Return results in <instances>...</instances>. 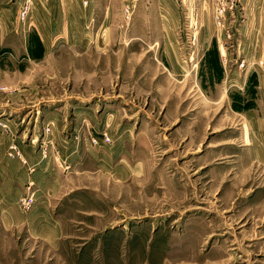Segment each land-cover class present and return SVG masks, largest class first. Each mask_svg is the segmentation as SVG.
<instances>
[{"label":"rangeland","instance_id":"obj_1","mask_svg":"<svg viewBox=\"0 0 264 264\" xmlns=\"http://www.w3.org/2000/svg\"><path fill=\"white\" fill-rule=\"evenodd\" d=\"M0 5L18 209L44 169L19 144L76 185L51 198L54 240L14 228L0 264H264V0Z\"/></svg>","mask_w":264,"mask_h":264},{"label":"crops","instance_id":"obj_2","mask_svg":"<svg viewBox=\"0 0 264 264\" xmlns=\"http://www.w3.org/2000/svg\"><path fill=\"white\" fill-rule=\"evenodd\" d=\"M0 24L2 25V23ZM2 29L3 27H0V32ZM41 42L43 44V40H41ZM250 115L251 114H249V116ZM9 124L11 127L12 123L9 122ZM9 134L10 135L6 134L5 136L0 133V256L4 252H7L5 248L7 247V242H11L12 236L9 237V235L14 228L17 229L25 226L28 231L29 228H34L38 232L39 230L44 229L43 225L45 224L46 227L50 228L49 232H47V237L54 240V234H59L63 229V226L60 225L58 219L51 218L50 220L45 217L50 214L49 207L51 198L55 197L60 199L61 196L69 194L76 189V185L71 181V176H74V173L71 174L68 171L61 169L59 171L52 165V169H50L51 174H48L47 176L45 175L44 178H41V173L44 172L45 166H49L48 159L42 158L43 156H41V153H35L33 149L34 144L25 145L18 143L26 157L29 160L33 159L32 163L39 159H43V163H40L44 165V169L41 167L37 168L38 170L34 174L35 178L33 177V179L38 181L37 187L39 188L38 192L35 194V209L30 212V214L21 213L22 211H19L17 206L18 198L21 196L25 184L30 179V173L27 166H25L20 160V157H13L12 155L7 154V150H9L8 144L13 141L12 137H14L13 132H10ZM3 136H5L4 139ZM61 158L63 159L65 157L62 156ZM50 190L52 192H50ZM37 217L40 219L45 218L44 220L47 221L40 220V222L36 220L33 222L32 220H35ZM48 221L50 222L48 223ZM43 222L45 223L43 224Z\"/></svg>","mask_w":264,"mask_h":264},{"label":"built area","instance_id":"obj_3","mask_svg":"<svg viewBox=\"0 0 264 264\" xmlns=\"http://www.w3.org/2000/svg\"><path fill=\"white\" fill-rule=\"evenodd\" d=\"M0 9H1V7H0ZM1 14H2V11L0 10V17H1ZM23 18H25V12L22 14V19ZM6 89L7 88L0 87V94H1L2 90H6ZM8 130H9V123L4 121V120H2V119H0V132H6ZM48 131H50V128L46 129V133ZM93 141H94L95 144L101 145V143H105V144L109 145L112 142V136H109V135L105 134V137H103V135H102L101 139H98V143H97V139L96 138ZM11 149H12V151L9 150V152H10L9 155L13 156L14 155L13 152L17 153V151L15 150V148L13 146L11 147Z\"/></svg>","mask_w":264,"mask_h":264},{"label":"bare ground","instance_id":"obj_4","mask_svg":"<svg viewBox=\"0 0 264 264\" xmlns=\"http://www.w3.org/2000/svg\"><path fill=\"white\" fill-rule=\"evenodd\" d=\"M4 119V118H3Z\"/></svg>","mask_w":264,"mask_h":264}]
</instances>
